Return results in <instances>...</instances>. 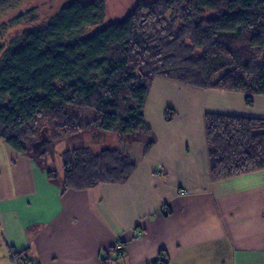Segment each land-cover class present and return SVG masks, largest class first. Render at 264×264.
Instances as JSON below:
<instances>
[{"label":"trees","instance_id":"16d2710c","mask_svg":"<svg viewBox=\"0 0 264 264\" xmlns=\"http://www.w3.org/2000/svg\"><path fill=\"white\" fill-rule=\"evenodd\" d=\"M23 1L0 0V13ZM105 2L71 0L38 24L32 9L9 23H32L9 43L2 41L9 24L0 25V141L28 153L45 117L55 143L93 129L122 137L115 149L63 152L61 191L125 184L135 175L155 145L145 110L158 78L241 94L247 108L264 97V0H137L121 20L85 35L104 21ZM82 109L93 111L91 121ZM165 113L167 122L176 115ZM204 122L213 182L264 170V119L215 112ZM140 132L145 138L126 137ZM11 254L33 264L24 251Z\"/></svg>","mask_w":264,"mask_h":264},{"label":"crops","instance_id":"0c3cea01","mask_svg":"<svg viewBox=\"0 0 264 264\" xmlns=\"http://www.w3.org/2000/svg\"><path fill=\"white\" fill-rule=\"evenodd\" d=\"M254 102L158 78L145 110L154 148L128 183L84 191L49 175L62 180L64 163L46 174L0 141V264H20L19 251L33 264H264V170L213 182L204 122L264 118V97Z\"/></svg>","mask_w":264,"mask_h":264},{"label":"rangeland","instance_id":"374dc122","mask_svg":"<svg viewBox=\"0 0 264 264\" xmlns=\"http://www.w3.org/2000/svg\"><path fill=\"white\" fill-rule=\"evenodd\" d=\"M68 1L71 0H25L14 8L9 9V11L0 13V25L9 24L21 14H25L32 9L35 10L34 15L35 18H37L36 22L34 21L32 23H43L50 19L51 16H54V14H56L64 6V3ZM136 1L137 0H106V15L104 21L99 24L98 27H88L85 35L94 32L100 26L109 24L112 21L121 20V18L125 17L128 12L131 11V9L136 4ZM32 23L30 22V19H25L9 24V28L7 29L8 31L3 35L2 41H4L5 43H9L12 38L19 36L24 28L31 26ZM214 90H209V92ZM215 91L219 92L220 94L228 93H224L218 90ZM170 109L172 110L173 108L171 107ZM80 111L81 114L79 112V115L86 121H91L94 117L93 111H89L86 109H82ZM36 130L37 134L34 137H31V139L29 140L30 142L28 143V152H30V154L34 157L37 165L39 163L40 167H46V174L50 169H54L55 171L62 169L63 162H61V153L63 151L82 147H88L95 152H100L104 148L115 149L120 139L122 138L118 133H102L97 129H93L92 131H81V133L70 135V137L65 138L59 143H55L56 141H52L53 120L50 117H45L38 125ZM126 137L127 139L145 138L144 134L141 132L138 134V136L128 134ZM52 142L53 145L51 144ZM42 149L43 151L47 152L45 153V155H40V151ZM55 181L58 183L61 182L58 177H55Z\"/></svg>","mask_w":264,"mask_h":264},{"label":"built area","instance_id":"2783aa9c","mask_svg":"<svg viewBox=\"0 0 264 264\" xmlns=\"http://www.w3.org/2000/svg\"><path fill=\"white\" fill-rule=\"evenodd\" d=\"M186 192V191H185ZM120 243H121V241L119 242H117L116 244H115V246H114V248H116V250L118 249V251H120ZM12 253V252H11ZM158 264H161V263H158Z\"/></svg>","mask_w":264,"mask_h":264}]
</instances>
